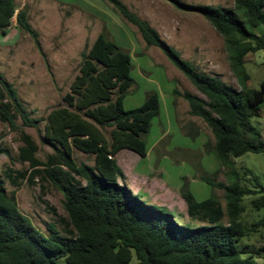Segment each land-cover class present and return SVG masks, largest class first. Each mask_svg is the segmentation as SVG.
Instances as JSON below:
<instances>
[{
    "label": "trees",
    "instance_id": "trees-1",
    "mask_svg": "<svg viewBox=\"0 0 264 264\" xmlns=\"http://www.w3.org/2000/svg\"><path fill=\"white\" fill-rule=\"evenodd\" d=\"M105 1L137 26L148 45L162 49L206 96L178 88L173 91L189 103L192 115L211 128L222 164L233 163L248 152L264 154V138L252 123L264 106V80L258 89L239 90L200 72L122 0ZM194 8L233 38L239 61L249 52L264 49V33L255 32L264 23V0H236L234 8ZM16 11L15 0H0V31L7 33L16 15L19 27L40 45L27 11ZM132 68L131 53L105 32L99 33L83 52L79 73L64 95V103L47 116L46 133L58 159L36 168L30 180L41 175L63 191L73 226L69 235H62L53 225L50 235L36 227L9 195L0 173V264H56L60 258L68 264H128L134 257L137 264H262V253L253 246L239 245L264 226V216L249 226L243 220L245 196L260 193L252 205L264 208V181L249 168L244 175L252 176L254 187L241 185L240 178L226 184L204 177L213 187L225 189L227 210L214 197L198 200L183 185L180 192L187 204L188 221L144 200L126 183L116 156L125 148L146 156L145 134L161 111L158 91H150L138 107H125L128 89L135 82ZM17 116L27 126H36L37 120L30 118L16 88L0 71V118L15 127ZM107 127L111 128L109 137L104 131ZM74 148L93 155L94 165L77 163ZM3 153L8 151L0 143V158ZM226 214L229 220L224 222Z\"/></svg>",
    "mask_w": 264,
    "mask_h": 264
},
{
    "label": "rangeland",
    "instance_id": "rangeland-1",
    "mask_svg": "<svg viewBox=\"0 0 264 264\" xmlns=\"http://www.w3.org/2000/svg\"><path fill=\"white\" fill-rule=\"evenodd\" d=\"M122 1L147 20L198 71L222 79L239 90L260 88L264 80V49L249 52L239 61V49L233 38L221 33L194 8L198 5L234 8L236 0H178L188 5L186 7L174 0ZM15 5L16 13L21 9L27 11L40 45L19 27L15 15L7 33L0 31V71L14 85L30 118L37 123L27 126L17 116L16 126L12 127L0 118V143L8 151L1 155L0 173L9 195L44 234H51L50 225L62 235L73 231L63 191L41 175L30 180L36 168L47 167L52 159H58L46 133L47 116L64 103V95L79 73L83 52L101 32L116 40L133 58L135 82L128 89L125 107L140 106L150 91L161 95L160 114L152 120L145 134L149 156L142 157L125 148L117 157L129 175L145 169L150 176L146 180L150 181L151 192L149 196L141 193L144 200L188 221L187 204L180 192L183 185L189 187L198 200L214 197L227 210L225 189L213 187L204 177L226 184L240 178L241 185L254 187L252 176L244 175L249 168L264 181L263 153H245L228 165L219 161L213 131L201 117L192 115L189 103L173 91L178 88L206 96L162 49L148 45L137 26L111 3L105 0H15ZM255 32L263 34L264 23ZM259 121L258 116L252 117L257 130ZM110 129L104 128L108 137ZM72 156L77 163L94 165V156L89 153L74 148ZM259 195H247L241 202L243 220L248 226L264 216V208L258 210L252 205V200ZM228 220L226 214L223 221ZM239 245L242 248L253 246L262 253L259 261L264 264V226L244 237ZM56 264L68 263L60 258ZM128 264H137V259L134 257Z\"/></svg>",
    "mask_w": 264,
    "mask_h": 264
},
{
    "label": "crops",
    "instance_id": "crops-1",
    "mask_svg": "<svg viewBox=\"0 0 264 264\" xmlns=\"http://www.w3.org/2000/svg\"><path fill=\"white\" fill-rule=\"evenodd\" d=\"M160 97H161V95H160ZM161 102H162V99H161ZM258 118L260 119V121H259V123H260V129H258V130H259L260 134L262 135V137L264 138V106L262 107V109H261V111H260V113L258 115ZM120 152L117 154L116 159H117L119 165L124 170V173L126 175V177H125L126 183L131 188H133V191L134 192L139 191V194L140 195H141L142 192H144L145 194H147L149 196L150 195V192H151V185H149V182L150 181L146 180V178L147 177H150V176L145 173V169H141V170H139V172H136V173L133 172L132 175H129V173L127 172V170L123 166V164H121L119 162V159L117 158L120 155ZM149 154H150V149L148 147V153L144 157H148Z\"/></svg>",
    "mask_w": 264,
    "mask_h": 264
}]
</instances>
